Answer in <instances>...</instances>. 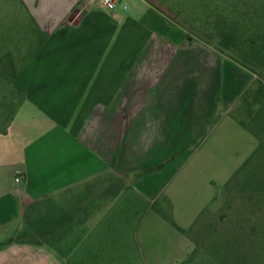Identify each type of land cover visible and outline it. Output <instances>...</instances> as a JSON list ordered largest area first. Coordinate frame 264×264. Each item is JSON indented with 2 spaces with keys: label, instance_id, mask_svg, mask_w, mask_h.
<instances>
[{
  "label": "crops",
  "instance_id": "0c3cea01",
  "mask_svg": "<svg viewBox=\"0 0 264 264\" xmlns=\"http://www.w3.org/2000/svg\"><path fill=\"white\" fill-rule=\"evenodd\" d=\"M22 2L46 38L13 81L22 99L0 132V264H71L48 242L18 238L28 206L171 157L178 126L195 117L179 113L178 95L188 103L209 81L198 71L213 68V97L230 107L253 75L189 42L148 0H117L115 10L103 0ZM227 71L236 78L226 90Z\"/></svg>",
  "mask_w": 264,
  "mask_h": 264
},
{
  "label": "rangeland",
  "instance_id": "374dc122",
  "mask_svg": "<svg viewBox=\"0 0 264 264\" xmlns=\"http://www.w3.org/2000/svg\"><path fill=\"white\" fill-rule=\"evenodd\" d=\"M151 1L173 26L188 31L164 5ZM40 40L22 0H0V130L22 99L10 79ZM212 73L213 68L197 72L209 81L198 83L188 103L178 95L179 113L187 108L195 117L178 126L174 147L188 150L169 167L148 175L141 190L136 170L127 179L115 173L77 185L66 196L32 202L18 238L48 242L73 264H264V203L241 191L237 175L261 142L235 118L241 115L235 107L239 98L231 107L215 100ZM230 73L226 90L236 78ZM251 75L256 87L258 76ZM261 156L264 168V150ZM141 200H157V208L144 210Z\"/></svg>",
  "mask_w": 264,
  "mask_h": 264
},
{
  "label": "trees",
  "instance_id": "16d2710c",
  "mask_svg": "<svg viewBox=\"0 0 264 264\" xmlns=\"http://www.w3.org/2000/svg\"><path fill=\"white\" fill-rule=\"evenodd\" d=\"M169 21L167 13L161 6L148 0ZM174 15V19L182 20V27L196 30L194 37L187 31V39L203 41L229 58L242 68L258 76L256 87L250 85L235 104L238 114L235 118L246 129L260 140L259 148L237 172L241 177V191L251 194L264 203V168L261 153L264 150V0H157ZM40 36V44L45 35L36 27ZM38 46V47H39ZM19 71L14 72L10 81L13 83ZM14 116L10 118L13 119ZM4 130V129H3ZM1 132V130H0ZM188 147L176 151L168 159L141 169L137 173V181L144 177L161 172L169 163L185 153ZM157 200L142 201L144 210L156 207ZM142 208V209H143ZM159 211L158 209H156ZM160 212V211H159ZM205 212L200 216L204 217ZM169 218L177 226L173 218ZM184 231L183 228L178 227ZM20 239V238H19ZM73 264V263H71Z\"/></svg>",
  "mask_w": 264,
  "mask_h": 264
},
{
  "label": "built area",
  "instance_id": "2783aa9c",
  "mask_svg": "<svg viewBox=\"0 0 264 264\" xmlns=\"http://www.w3.org/2000/svg\"><path fill=\"white\" fill-rule=\"evenodd\" d=\"M103 1L109 9L115 10L117 8V0H103ZM17 181H20V178H17Z\"/></svg>",
  "mask_w": 264,
  "mask_h": 264
}]
</instances>
